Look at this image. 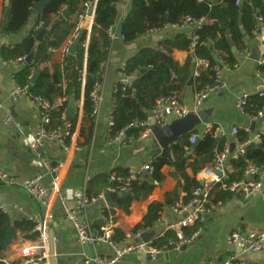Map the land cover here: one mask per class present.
<instances>
[{
  "label": "trees",
  "instance_id": "1",
  "mask_svg": "<svg viewBox=\"0 0 264 264\" xmlns=\"http://www.w3.org/2000/svg\"><path fill=\"white\" fill-rule=\"evenodd\" d=\"M41 1L7 0L0 31L6 36L20 35L35 14L34 6ZM126 2L127 0H53L43 15H37L31 30L19 43L2 47L1 55L4 61L24 59L20 62L22 67L14 73V79L19 85L30 84L32 75L41 69L38 81L30 87L31 93L51 103L68 97L60 111L52 114V125L63 124L60 112L68 111L70 100L76 102L83 100L81 125L88 126V134L92 138L94 118L91 94L95 86L103 82L101 65L107 61L113 43L109 31L117 29L119 25L122 26L123 44L130 46L149 31L181 25L187 18L194 21L202 20V23L191 28L188 34L179 31L175 37L158 41L154 46L138 47L135 54L125 61L122 72L127 76H134L135 79L132 86L125 91H122L120 83L115 86L118 92L113 95L115 100L113 134L127 129L136 121H146L156 103L162 98L177 95L183 103L187 89L191 88L197 92L212 86L218 56L222 57L226 65L235 67L238 54L247 49L246 37L255 36L258 17L264 19V0H218L215 3L206 0H130L127 12L121 15ZM85 4L96 5L91 31L81 30L75 55L66 57L62 64L50 66L53 53L49 49L59 50L66 44L78 25V17L84 12ZM66 11L69 12L68 19L64 17ZM40 22H43L46 33L38 46L34 62L27 65L25 59L33 50L41 32L35 31ZM176 50L188 52L184 63L174 57ZM199 62H206L208 66L198 67ZM261 68L264 73V65ZM142 70L146 72L138 77ZM263 109L264 97L256 94L248 99L244 113L251 119H256ZM68 121L74 127L77 124V118ZM141 131V128L133 127L131 137L137 138ZM215 131L216 126L211 131L201 134L198 130H192L161 151H154L149 162L153 172L148 177L138 173L137 179L131 181L128 196L112 195L114 207L105 209L103 215L114 216L116 209L129 215L133 205L149 199L155 188L164 183L165 175L162 170L169 166L186 179V185L167 193L164 203L150 204L147 215L142 224L135 229L134 234L156 228L166 207L179 202L181 194H185L183 201L188 203L192 198V191L202 187L195 178L188 176L187 170L190 169L197 175L204 168L211 166L216 155L222 153L229 145V139L215 135ZM196 134L200 135L199 139L190 145V138ZM249 135L250 133L244 130L239 132L240 140L247 139ZM186 148L191 149V154H186ZM229 163L236 170L229 176V182L242 179L250 167L264 168V133L261 145H251L244 155L239 159L230 160ZM113 174L116 177L127 178L130 170L117 168L109 173L91 177L87 183L86 194L89 197H97L108 194L110 187L118 188L120 183L110 180ZM1 187L7 186L0 183ZM215 194L217 201H225L234 195L230 191L219 189ZM104 224V221H99L92 226L101 231L100 228ZM11 227L15 228L16 235L19 233L27 241H35L38 238L35 223L29 219L12 222L9 215L0 210V243L6 238ZM195 230L196 227L187 228L185 232L190 234ZM114 240L119 243L126 240L121 229L115 228ZM176 244L175 233L168 231L163 237L155 239L153 246L172 249ZM0 264H7L2 250Z\"/></svg>",
  "mask_w": 264,
  "mask_h": 264
},
{
  "label": "crops",
  "instance_id": "2",
  "mask_svg": "<svg viewBox=\"0 0 264 264\" xmlns=\"http://www.w3.org/2000/svg\"><path fill=\"white\" fill-rule=\"evenodd\" d=\"M129 2L130 0H127L122 7L121 15L127 12ZM6 3L7 0H0V22ZM36 17L37 14H34L29 25L18 36H6L0 31V172L16 177L20 181L42 175L44 184L49 187L51 175L46 169L45 162L56 165L67 160V154L56 143L45 145L43 158H38L30 151L29 142L39 127V113L30 102H17L11 98L14 73L22 67V64L6 63L7 61H4L1 55L3 46L17 44L28 34ZM93 23L94 15H91L81 21L79 27L81 30L90 32ZM179 31L176 28L167 27L149 37L143 36L130 46H125L122 38L116 37L113 40L103 76L102 112L94 119L92 138L89 137L88 126L82 127V121L78 123L76 130L81 149L75 152L72 163L61 172L62 182L59 194L51 191L48 196V201L51 203L49 228H52L56 239L57 264H81L87 258L92 259L88 247L78 242L73 225L65 219L66 210L75 207V195L86 190L88 180L117 168L142 173L143 168L149 165L153 152L162 150L153 134L140 142L107 144V119L114 102L113 90L120 81L119 72L125 61L135 54L138 47L154 46L158 41L175 37ZM254 35L253 38L246 37L245 44L249 55L242 56L239 53L237 65L233 68L226 65L223 69L226 86L222 92L212 94L198 107L194 102L196 92L189 88L184 93V105L198 119L193 130H198L201 134L211 131L216 126L218 131L222 130V133L215 135L225 136L230 142L234 127L246 132L248 130L252 134L264 133V119H251L237 108V100L242 95L252 96L264 90V73L261 75L258 73L259 61L264 58V41L256 34ZM187 55L186 51L174 52V57L181 63H184ZM63 61L62 47L53 53L49 65L62 64ZM201 66L207 67L208 64L199 62L198 67ZM75 108L77 111V104ZM179 120L170 117L171 124ZM252 123H254V132L250 131ZM162 172L165 175V181L155 188L149 199L133 205L129 215L122 210L115 211L116 228L124 232L125 242L128 244L135 242L134 231L142 224L143 216L147 215L150 204L164 203L167 193H172L177 188H184L186 185V179L175 173L169 166L164 167ZM187 174L192 179L203 180L201 173L194 175L188 169ZM257 179L262 181V189L247 200L243 199L240 193H235L225 201H217L215 194L212 199L211 213L203 223L201 235L196 241L184 245L180 252L169 251L159 259L152 258L146 253L134 252L125 256L118 264H224L233 252L227 244V237L232 232L237 230L264 232V178ZM200 183L202 184V181ZM184 197L185 194H181V200ZM0 205L5 207L12 222L35 216L42 219L45 216L44 206L20 188L1 187ZM87 217L92 225L102 221V204L90 207ZM175 220L168 206L161 214L158 226L153 230H158L159 235ZM94 230L99 231L95 228ZM38 244V240L27 241L17 233L12 245L3 250V258L8 263L18 261L24 249L33 248L36 251ZM112 254L113 250L107 245L95 248L96 257H110ZM240 258L245 264H264V250L244 252ZM90 264L97 263L92 261Z\"/></svg>",
  "mask_w": 264,
  "mask_h": 264
},
{
  "label": "built area",
  "instance_id": "3",
  "mask_svg": "<svg viewBox=\"0 0 264 264\" xmlns=\"http://www.w3.org/2000/svg\"><path fill=\"white\" fill-rule=\"evenodd\" d=\"M94 5L85 4L84 12L78 17V25L75 28V31L72 33L70 39L63 46L64 59L71 55L70 48L71 46L78 41L81 33L79 24L81 21L86 18L91 17V9ZM202 23L200 21H194L190 18H187L183 21L181 25L172 26L178 30L191 29L193 27H198ZM167 28V26L165 27ZM163 28V29H165ZM161 29V30H163ZM43 22H40L36 27L35 31H42ZM161 30H152L146 33V37L153 35ZM45 31V30H44ZM115 30H110L109 34L114 40L116 38ZM254 34L260 37L264 41V19L258 17V25L254 30ZM197 38H195V41ZM51 53H54L57 50L52 48L49 49ZM242 56H248L249 52L247 49L240 52ZM24 59L10 60L6 63H20ZM108 61V59H107ZM107 61L101 65L103 71L107 64ZM206 62H203L205 65ZM207 65V63H206ZM264 65V58L259 61L258 73L263 74L262 66ZM125 67V64L120 68V83L122 85V91H125L126 88H130L135 79L134 76H127L122 72V69ZM226 67V64L222 57L218 56V66L214 70V84L212 86H207L204 89L197 91L195 93V105L200 106L205 100H207L212 94L222 92L225 88V82L223 79L222 71ZM198 75V71L195 72V76ZM31 85H19L15 79L13 80V89L11 91V98L14 101H28L30 102L39 113V127L37 128L32 140L29 142L30 151H32L38 158H43V149L48 143H56L62 148V150L67 154V160L59 162L56 165H52L49 162H45L46 169L51 175V181L49 187L46 186L43 182V176L37 175L35 177L25 179L20 181L16 177L10 176L6 173L0 172V183L12 188L22 189L29 197L33 200L38 201L45 208V216L39 218L37 216L29 218L30 221L35 223V230L38 232V249L34 251L33 248L24 249L22 252V257L18 261L7 264H50V254H49V211L51 203L48 201V196L51 191L59 194L60 185L62 182L61 172L65 170L69 164L72 163V157L75 152L81 149V145L78 142L77 137V126L78 123L82 121L83 117V100L77 101V124L74 127L73 124L68 121L66 110L61 111V120L63 124L61 126L52 125V114L54 112H59L60 108L64 106V103L68 101V97H63L51 103L48 100L40 97L34 96L30 90ZM117 89L114 88L113 95L117 94ZM261 97H264V90L258 93ZM250 95L244 94L237 100V108L240 112L244 113L245 106L248 102ZM91 99L93 103L92 117L95 119L102 112V105L104 102V93H103V82L95 86L94 91L91 94ZM115 100L113 102L112 109L108 113L107 119V132H106V142L109 145L115 144H127L131 142H140L152 135V130L154 127L163 129L168 127L171 124L170 117L175 119H183L190 115L189 108L182 103L177 95L170 96L167 98L160 99L156 106L154 107L152 116L146 121H136L132 126H129L127 129L118 132L117 134L112 133L114 126V111ZM264 118V109L259 113L256 119ZM135 128H141L137 138L128 136L126 132L129 129L133 130ZM240 129L234 127L231 131L232 141L227 145L222 153H219L215 157V161L211 166L204 168L200 173L203 177V180H197L198 182L202 181V187L194 189L192 191L191 200L186 203L183 200H180L176 204L170 206L171 213L174 215L176 220L170 223L166 230L161 234H157L154 239L148 243L141 242L140 236L146 231H138L134 234L135 242L133 243H123L116 242L114 240L116 223L114 221V216L109 215L105 217L103 211L109 209L108 205L105 202L104 194H101L97 197H89L86 192L82 191L75 195V207L73 209H67L65 214V219L71 223L75 230V235L78 242L82 246H92L97 248L101 245H107L113 250V254L110 257H96L93 259H85L81 264H90L92 261H95L97 264H118L125 256L134 253L141 252L149 254L153 257L162 256L164 253L169 251L180 252L182 247L186 244H190L197 240L201 235L203 230V223L206 220V217L211 213L212 210V199L215 191L223 190L230 191L231 193H240L243 199H249L253 194L262 189L263 183L257 178H264V168L263 167H250L247 169L245 175L240 180H234L229 182V176L234 173L235 168L229 163L232 159H239L240 156L245 154V151L251 145H261L262 143V134H252L250 133L247 139L240 140L239 138ZM222 130L215 131V134H221ZM200 135H193L190 138V145H193ZM231 144L235 145V149L231 151ZM186 154H191V149L186 148ZM143 172H146L150 175L153 172V168L150 165H146L143 168ZM217 172H220L218 174ZM139 172L130 171V175L127 178L116 177L114 174L110 176L111 181H117L120 183L118 188L110 187L108 193L111 195L125 194L131 190V181L136 180ZM142 175V173H139ZM102 204V221H104V226L101 231L94 230L91 221L87 217V212L90 207L101 205ZM0 210L6 213L5 207L0 205ZM196 227V230L190 234L185 232L187 228ZM173 231L177 238V244L169 249L167 247L156 248L153 246L154 240L163 237L166 232ZM56 242V239H55ZM227 244L233 249L232 255L225 261L224 264H245L238 254L237 249H242L244 252H259L264 250V232L262 233H253V232H242L240 230L232 232L227 237ZM39 251V252H38ZM38 253V254H37Z\"/></svg>",
  "mask_w": 264,
  "mask_h": 264
},
{
  "label": "water",
  "instance_id": "4",
  "mask_svg": "<svg viewBox=\"0 0 264 264\" xmlns=\"http://www.w3.org/2000/svg\"><path fill=\"white\" fill-rule=\"evenodd\" d=\"M53 0H42L41 2H39L38 4H36L34 6V12L37 15H43L45 13L46 7L52 2ZM209 3H215L218 0H206ZM95 10H96V5H94L91 9V14L95 15ZM64 17L66 19L69 18V12L66 11L64 14ZM191 29L187 28V29H183L181 30V33L184 34H188L190 32ZM46 31L42 30L38 37H37V42L33 48V50L31 51V53L26 57L25 59V63L27 65H31L34 62L36 53H37V49L39 44L41 43L44 35H45ZM244 36L246 37V34L243 32ZM116 37L117 38H122V26L119 25L117 27V32H116ZM78 47V43L75 42L71 48H70V53L71 55H75L76 50ZM233 52L236 53V50L233 49ZM256 59V57H254ZM146 70H142L137 76L140 77L141 74L145 73ZM41 75V69H38L35 71V73L32 75L31 77V87H33L35 85V83L38 81L39 77ZM76 105V101L75 100H70L69 102V106H68V111H67V118L69 120H73L76 118L77 115V111L75 108ZM152 116V113L150 114ZM264 119V118H263ZM198 123V119L194 116V114H190L187 117L176 121L172 124H170L168 127H165L163 129L154 127L152 130V134L157 142V144L162 148H166L168 145H170L171 143L177 142L183 135L187 134L188 132L193 130V127ZM251 132H254V123H252L251 128H250ZM132 133V129H129L126 134L128 136H130ZM235 149V145L231 144V151H233ZM218 174H220V172H217ZM142 175L144 177H148L149 175L146 172H142ZM203 185V184H202ZM128 193H125L124 196H128ZM105 198V202L108 205L109 208H113L114 207V203H113V196L111 194H106L104 196ZM146 215V214H145ZM145 215L143 216V218L145 217ZM49 254H50V264H57L56 263V258H55V246H56V242H55V235L54 232L52 230V228H49ZM158 234V230H151L148 232H144L141 236H140V241L144 242V243H148L150 241H152L154 239V237ZM16 237V230L14 227H11L8 230L7 236L6 238L0 243V251L5 250L7 248H9L12 243L14 242ZM88 250L90 252L91 258L94 259L96 257L95 255V248L92 246H87ZM238 254H242L243 251L242 249H237ZM152 258H161V256H151Z\"/></svg>",
  "mask_w": 264,
  "mask_h": 264
}]
</instances>
